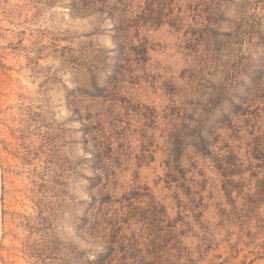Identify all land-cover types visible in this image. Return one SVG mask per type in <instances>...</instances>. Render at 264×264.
Returning a JSON list of instances; mask_svg holds the SVG:
<instances>
[{
	"label": "clouds",
	"instance_id": "9594fccd",
	"mask_svg": "<svg viewBox=\"0 0 264 264\" xmlns=\"http://www.w3.org/2000/svg\"><path fill=\"white\" fill-rule=\"evenodd\" d=\"M0 264H264V0H0Z\"/></svg>",
	"mask_w": 264,
	"mask_h": 264
}]
</instances>
